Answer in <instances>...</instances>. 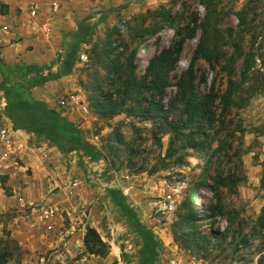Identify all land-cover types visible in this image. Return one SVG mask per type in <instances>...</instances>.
I'll return each mask as SVG.
<instances>
[{
    "label": "rangeland",
    "instance_id": "374dc122",
    "mask_svg": "<svg viewBox=\"0 0 264 264\" xmlns=\"http://www.w3.org/2000/svg\"><path fill=\"white\" fill-rule=\"evenodd\" d=\"M52 1L26 0L9 20L13 26L10 45L22 44L31 31L49 26L58 52L46 63L57 58L64 34L75 29L79 18L110 10L80 45L72 74L32 91L34 98L47 100L79 125L95 160L84 150L63 156L53 145L31 136L29 143L48 154V163L32 169L14 160L17 165L10 167V173L16 193L0 166V250L11 252L6 264H77L81 260L137 264L139 239L131 224L121 219L108 189L122 192L128 206L160 240L156 264L175 257L201 264H257L261 240L249 237L245 244L241 238L249 236L264 209V0H56L60 3L56 14L50 10ZM31 2L39 7L36 23L27 16ZM0 11L8 15L9 6L2 5ZM201 22L207 24L206 44L218 56L216 61L197 62L195 88L200 98L211 91L217 95V121L205 129L212 138L209 149L181 150L183 161L177 163L179 157L168 156L169 137L160 133L156 122L112 113L117 101L114 69L119 70L136 52L135 72L142 79L150 61L185 36L161 101L166 109L203 37ZM24 46L32 48L30 43ZM239 50L243 56L233 65L232 75L236 94L223 110L220 97L229 79L223 68ZM244 68L248 72L240 83ZM70 91L81 99L87 114L58 107L60 97ZM144 98L147 105L150 92ZM3 116L0 95V125ZM247 165L254 168L249 170ZM224 177L236 185L231 189L215 183ZM72 179L80 181L75 197L68 193ZM167 202H174L173 211L162 209ZM46 208L55 211L50 219L43 216ZM187 214L204 239L192 242L186 236L190 229H180V216ZM88 226L109 246L107 256L85 252Z\"/></svg>",
    "mask_w": 264,
    "mask_h": 264
},
{
    "label": "trees",
    "instance_id": "16d2710c",
    "mask_svg": "<svg viewBox=\"0 0 264 264\" xmlns=\"http://www.w3.org/2000/svg\"><path fill=\"white\" fill-rule=\"evenodd\" d=\"M126 7L127 4L123 6V8ZM109 12L110 10H103L91 16L79 18L75 29L64 34L61 50L52 62L45 64L7 63L0 53V95L5 100L4 115L11 122L14 130L23 131L37 139L45 140L63 156L84 150L90 159L95 160L92 154L93 148L86 143L79 125L61 115L46 101L34 98L32 91L34 88L43 87L49 82L72 74L79 60L80 45L89 39L96 27L108 18ZM96 16L98 18L92 22ZM199 25L203 37L193 53L188 68L177 81L175 97L166 109L161 105V101L165 90L170 85L169 75L183 49L185 36L179 37L168 49L153 58L142 79H138L135 72L136 52L130 54L126 64L119 70L116 71L113 68L118 78L113 80L112 85L117 96V101L113 103L112 113L145 117L156 122L160 133L169 137L168 156L179 157L177 163L183 161L179 155L181 150L204 151L209 149L212 138L205 129L212 127L217 121L215 107L217 95L211 91L205 97L200 98L195 88L197 62L200 59L207 62H212L214 59L216 61L218 56V52L206 44L207 24L201 22ZM194 32L191 36H194ZM242 56L243 52L239 50L237 56L232 55L223 68L229 77L226 90L220 97L223 110L234 101L236 86L232 80L233 65ZM119 72L123 73L119 74ZM246 72L248 68L241 71L240 83L244 82ZM146 92L151 94L147 105H145L144 98ZM111 97L112 95L109 98ZM216 182L220 186L231 189L237 183L228 177ZM107 195L113 206L121 213V219L131 224L133 234L139 239L137 264H156L161 247L160 240L141 222L135 209L128 206L122 192L108 189ZM180 218V229H190L186 233L190 241L197 242L204 239V236L197 232V223L191 214L181 215ZM249 237L261 240L262 245L258 250L257 264H264V209L258 216L249 236L241 238L242 242L247 244ZM83 244L87 254L105 257L109 253V246L92 227L86 228ZM1 250L0 264H6L11 257V252L8 248Z\"/></svg>",
    "mask_w": 264,
    "mask_h": 264
},
{
    "label": "crops",
    "instance_id": "0c3cea01",
    "mask_svg": "<svg viewBox=\"0 0 264 264\" xmlns=\"http://www.w3.org/2000/svg\"><path fill=\"white\" fill-rule=\"evenodd\" d=\"M24 1L26 0H7L6 1V6H9V14L7 15V19L12 21L13 19L12 15L14 13L15 8L17 6L19 7L22 6ZM25 14L26 13L23 12V15ZM73 29L74 28H72V30ZM53 39L54 37L51 36L50 40H48V38L45 36V34L42 31L39 32L36 30L31 31L30 36L28 35V37H26L22 41V44L13 43L12 45H10L11 44L9 42L10 40L8 39V37H6L5 39H3L2 47H0V53L4 61L7 63H15V62L39 63V64L46 63L52 60L54 55L58 52V47L55 46ZM26 43H30L32 48L30 47L29 49H26V47L24 46L26 45ZM59 80L49 82L45 86L54 85L58 83ZM44 101H47V100H44ZM57 111L61 115H63L60 110H57ZM68 119L71 120L70 118ZM1 127L7 128L10 131V134L12 136V143H11L10 148L8 149H10V152L13 155L9 156L10 153L8 152V149L0 145V166H3V169L7 171L4 173L10 176L8 178V185L10 187H14V192L16 193L15 180L13 176L11 175L12 169H10L11 166L17 165V163H14V160L18 159L26 167H31L32 169H34L39 166L40 167L43 166L42 165L43 162L48 163L47 160L49 159V156L41 148L32 146L29 143V139L31 138L32 135L27 134L26 132H23V131L14 130L12 128L11 122L6 118L5 115L3 116V121L0 125V128ZM247 168H249V170H252V168L254 167L251 165L249 166L247 165Z\"/></svg>",
    "mask_w": 264,
    "mask_h": 264
},
{
    "label": "built area",
    "instance_id": "2783aa9c",
    "mask_svg": "<svg viewBox=\"0 0 264 264\" xmlns=\"http://www.w3.org/2000/svg\"><path fill=\"white\" fill-rule=\"evenodd\" d=\"M7 0H0V8L2 5H6ZM50 10L52 14H56L60 11V3L56 0H53L50 3ZM27 16L30 21L33 23H36L37 20L40 17L39 14V7L35 2H31L28 6L27 10ZM42 32L45 34V36L50 40L52 34L51 29L48 25L44 26L42 28ZM13 34V26L9 19H7V15L2 14L0 11V46H2L3 39L6 37H9ZM57 105L61 109H65L68 112L69 111H78L81 114H87V108L83 105L81 102V99L76 95L75 92H67L63 96L60 97V99L57 102ZM5 106V100L2 98V107ZM12 143V136L10 134V131L7 128L1 127L0 128V145L4 148H10ZM8 152L10 153L9 156H12L13 154L10 152V149H8ZM80 191V181L78 179H72L69 181V187H68V193L69 196L75 197ZM20 202H23V199H20ZM162 209L167 212H171L174 209V202H167L162 206ZM54 210L52 208H46L43 209V216L46 219H50L54 215ZM52 225L50 224L48 226L49 229H52ZM77 264H90V261L88 260H81L80 262H77ZM164 264H201L196 259H188L183 260L182 258H172L167 260Z\"/></svg>",
    "mask_w": 264,
    "mask_h": 264
}]
</instances>
